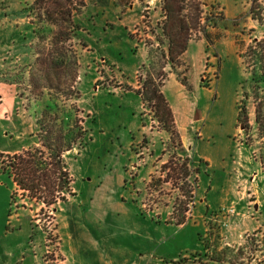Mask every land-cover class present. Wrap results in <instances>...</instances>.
Segmentation results:
<instances>
[{
	"label": "rangeland",
	"instance_id": "rangeland-1",
	"mask_svg": "<svg viewBox=\"0 0 264 264\" xmlns=\"http://www.w3.org/2000/svg\"><path fill=\"white\" fill-rule=\"evenodd\" d=\"M34 2L0 0V147L24 158L59 149L71 182L27 191L0 173V264H66L60 251L68 264L171 262L184 249L182 264H264V137L250 81L264 38L250 8L264 22V0H186L187 49L174 61L164 0H86L72 33ZM146 79L177 133L138 93ZM173 217L193 218L181 228Z\"/></svg>",
	"mask_w": 264,
	"mask_h": 264
},
{
	"label": "trees",
	"instance_id": "trees-1",
	"mask_svg": "<svg viewBox=\"0 0 264 264\" xmlns=\"http://www.w3.org/2000/svg\"><path fill=\"white\" fill-rule=\"evenodd\" d=\"M86 0H35L34 9L39 10L44 18V21L53 23L63 27L68 26L69 32H73L75 27H79L74 23L75 14L86 4ZM186 0H164V10L166 12L167 21L164 26L165 34L170 40L169 58L174 61L178 56H181L187 49V19L182 15L186 9L184 2ZM254 2L257 0H253ZM256 6H251L250 13L261 25L262 14L257 13ZM64 31V30H63ZM255 55L258 58L259 67L254 69L251 76V85L258 95L259 102L256 107L255 124L260 134L264 137V38L256 41ZM145 94L138 92L144 102L150 106L153 101V109L155 116L160 124L172 134L176 132V123L174 113L166 100L163 91L160 90V85L154 80H145ZM244 100L237 103V120L242 122L246 118V106ZM46 146V145H45ZM50 158L39 155L40 150L35 148L34 153H30L28 158H24L20 154H6L7 160L1 159L4 156L0 152V173L8 174L13 177V180L24 190L39 191L40 185L49 186V181H52L53 176L60 181L61 191L68 190L71 182L70 174L63 161V153L59 149L49 148ZM69 150V149H67ZM63 186H66L65 189ZM62 201L66 199L65 195L61 197ZM175 220L181 225L184 220L173 217L170 221ZM207 245V250L209 249ZM208 255L207 253L205 254ZM182 260L174 261L173 264H182Z\"/></svg>",
	"mask_w": 264,
	"mask_h": 264
},
{
	"label": "crops",
	"instance_id": "crops-1",
	"mask_svg": "<svg viewBox=\"0 0 264 264\" xmlns=\"http://www.w3.org/2000/svg\"><path fill=\"white\" fill-rule=\"evenodd\" d=\"M0 152H3V153H10V154H13V153H18L20 152L19 149H15V148H10V147H0ZM146 164H148V161L146 162ZM137 176H140L141 180H145V175L143 176L142 173H141V170L136 174ZM137 191H138V188H137ZM163 215V214H162ZM193 217H191L190 219H188L187 221H185L184 223H182L180 225V227L182 228L184 226V228L186 227L187 223L191 221ZM197 218L199 219H203L204 223H205V217L203 215H199ZM170 221V220H169ZM206 224V223H205ZM207 225L205 226V230H207ZM185 250V249H184ZM182 250L181 253L183 254H178L174 256V258L172 259L173 261H167V259H162L163 257H157V259H155L156 257L154 256V258L152 257V255H148L149 257L148 258H142L141 259V263H138V264H173L174 261H178L180 259H182L183 257H188V255H191V253H185L186 251ZM194 252H203L202 249H195ZM60 255L63 257L64 261L66 262V264H68L69 262V259L67 256H65L64 253H62L60 251Z\"/></svg>",
	"mask_w": 264,
	"mask_h": 264
}]
</instances>
